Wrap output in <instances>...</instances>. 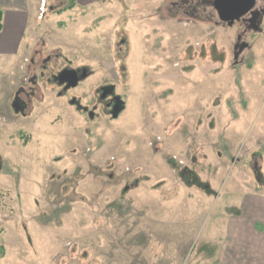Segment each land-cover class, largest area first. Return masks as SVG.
I'll use <instances>...</instances> for the list:
<instances>
[{"label":"rangeland","instance_id":"obj_1","mask_svg":"<svg viewBox=\"0 0 264 264\" xmlns=\"http://www.w3.org/2000/svg\"><path fill=\"white\" fill-rule=\"evenodd\" d=\"M30 1L0 54V264H214L264 197V32L239 61L240 27L181 0Z\"/></svg>","mask_w":264,"mask_h":264},{"label":"crops","instance_id":"obj_2","mask_svg":"<svg viewBox=\"0 0 264 264\" xmlns=\"http://www.w3.org/2000/svg\"><path fill=\"white\" fill-rule=\"evenodd\" d=\"M30 2L0 0V12L3 13L0 54L6 50L2 45L8 32L18 39L29 33L33 35L29 27ZM9 39L6 38L7 41ZM239 210L237 216L226 214L219 233L214 231L210 236L214 254L204 257L213 258L214 264H264V197L246 196Z\"/></svg>","mask_w":264,"mask_h":264},{"label":"flooded vegetation","instance_id":"obj_3","mask_svg":"<svg viewBox=\"0 0 264 264\" xmlns=\"http://www.w3.org/2000/svg\"><path fill=\"white\" fill-rule=\"evenodd\" d=\"M215 1L216 0H181L180 2L173 3V8H175L177 12H182L185 16L190 17L195 21L205 20L210 23L213 22L216 25L222 23V25L225 24L229 26L228 23H224L220 20L219 15L214 7ZM255 1V7L250 13L242 17L240 21L235 22L232 27L229 26L230 28L239 26L242 30V33L237 35V43L234 47V57L239 61L247 50L252 49L251 44H249L246 40L253 34L264 32V6H260V0ZM261 1L264 3V0ZM49 60H51V58ZM60 74L61 75L58 78L57 83L62 87V92L65 93L70 91L71 89H77L82 82H85L90 78V75L92 73L85 69L78 71H62L60 72ZM84 75H86L87 77L84 80L80 81L77 87H72L74 83L72 79H81ZM105 93L110 95V93L107 91ZM19 96L20 94L18 95V97ZM99 97H101V100L106 99L103 96ZM14 104L15 108H17V101ZM106 106L114 108L116 106V103H113V101H108V103H106Z\"/></svg>","mask_w":264,"mask_h":264},{"label":"water","instance_id":"obj_4","mask_svg":"<svg viewBox=\"0 0 264 264\" xmlns=\"http://www.w3.org/2000/svg\"><path fill=\"white\" fill-rule=\"evenodd\" d=\"M255 3V0H216L214 7L220 20L232 27L235 22L240 21L242 17L254 9ZM86 77L84 75L81 79H72L74 82L72 87H77L79 82Z\"/></svg>","mask_w":264,"mask_h":264},{"label":"trees","instance_id":"obj_5","mask_svg":"<svg viewBox=\"0 0 264 264\" xmlns=\"http://www.w3.org/2000/svg\"><path fill=\"white\" fill-rule=\"evenodd\" d=\"M2 16H3V13L0 12V32L2 31L3 29V24H2Z\"/></svg>","mask_w":264,"mask_h":264}]
</instances>
